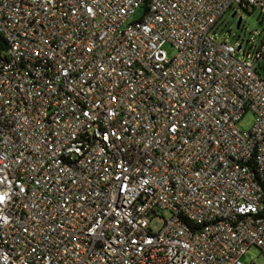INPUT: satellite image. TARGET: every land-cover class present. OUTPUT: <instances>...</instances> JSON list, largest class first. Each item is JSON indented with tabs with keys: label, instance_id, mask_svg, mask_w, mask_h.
<instances>
[{
	"label": "built area",
	"instance_id": "1",
	"mask_svg": "<svg viewBox=\"0 0 264 264\" xmlns=\"http://www.w3.org/2000/svg\"><path fill=\"white\" fill-rule=\"evenodd\" d=\"M233 9L264 0H0V264L264 257V36L218 42Z\"/></svg>",
	"mask_w": 264,
	"mask_h": 264
},
{
	"label": "rangeland",
	"instance_id": "2",
	"mask_svg": "<svg viewBox=\"0 0 264 264\" xmlns=\"http://www.w3.org/2000/svg\"><path fill=\"white\" fill-rule=\"evenodd\" d=\"M235 9L227 12L222 19L215 26V38L218 42L226 40L231 44H242L243 48L249 49V44L251 37H255L259 40L258 35L261 37L264 36V16L260 10H249L246 11H237V14L234 18H231L232 13ZM142 16V10H138L131 17L130 21H136ZM239 18H242V23L240 29H237V22ZM165 50L171 56L173 51L169 46L165 47ZM264 66V61L262 62ZM261 76L264 78V70H260ZM256 118L251 113H246L243 118L239 121V128L244 132H249L255 125ZM163 221L161 219H154L150 228L152 231L156 232L161 229ZM242 261L246 264H251L252 262L256 264H262L264 257L260 254L258 249L255 247L250 248L246 254L242 257Z\"/></svg>",
	"mask_w": 264,
	"mask_h": 264
},
{
	"label": "water",
	"instance_id": "3",
	"mask_svg": "<svg viewBox=\"0 0 264 264\" xmlns=\"http://www.w3.org/2000/svg\"><path fill=\"white\" fill-rule=\"evenodd\" d=\"M235 15H236V14L233 13V14L231 15V18H234ZM241 23H242V18H239V20H238V22H237V29H240Z\"/></svg>",
	"mask_w": 264,
	"mask_h": 264
},
{
	"label": "trees",
	"instance_id": "4",
	"mask_svg": "<svg viewBox=\"0 0 264 264\" xmlns=\"http://www.w3.org/2000/svg\"><path fill=\"white\" fill-rule=\"evenodd\" d=\"M1 43H2V40L0 39ZM263 191H264V185H263ZM263 206H264V201H263ZM263 216H264V207H263Z\"/></svg>",
	"mask_w": 264,
	"mask_h": 264
}]
</instances>
